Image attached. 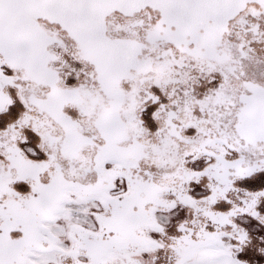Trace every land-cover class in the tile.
I'll return each mask as SVG.
<instances>
[{"label":"snow or ice","instance_id":"snow-or-ice-1","mask_svg":"<svg viewBox=\"0 0 264 264\" xmlns=\"http://www.w3.org/2000/svg\"><path fill=\"white\" fill-rule=\"evenodd\" d=\"M0 264H264V0H0Z\"/></svg>","mask_w":264,"mask_h":264}]
</instances>
